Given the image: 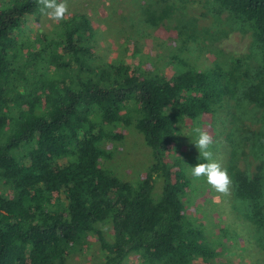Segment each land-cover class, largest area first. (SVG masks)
Listing matches in <instances>:
<instances>
[{
  "label": "trees",
  "instance_id": "1",
  "mask_svg": "<svg viewBox=\"0 0 264 264\" xmlns=\"http://www.w3.org/2000/svg\"><path fill=\"white\" fill-rule=\"evenodd\" d=\"M203 9L219 22L226 13L250 35L253 68L237 57L205 69L179 63L184 69L168 74L130 58L104 61L82 14L56 22L50 35L32 33L28 17L39 23L42 15L36 0H0V264H67L91 235L99 264H121L131 253L140 264H214L219 251L184 222L189 179L165 156L184 118L227 109L234 125L250 106L264 125V0H206ZM180 26L195 39L194 21ZM129 124L154 158L137 189L101 162L110 156L104 142L123 137L114 128ZM229 153L232 191L264 264V156L250 172L236 167L234 146Z\"/></svg>",
  "mask_w": 264,
  "mask_h": 264
},
{
  "label": "rangeland",
  "instance_id": "2",
  "mask_svg": "<svg viewBox=\"0 0 264 264\" xmlns=\"http://www.w3.org/2000/svg\"><path fill=\"white\" fill-rule=\"evenodd\" d=\"M205 1L67 0V3L69 14L80 13L94 26L91 35L104 61H118L125 57L153 64L160 72L167 73V70L184 69L179 63L205 69L216 62L231 65V58L237 57L243 60V67L253 68L257 59L251 49L250 35L233 28L225 20L226 13L220 15V22L214 21L209 11L203 9ZM164 5L170 10L168 17L160 21ZM27 20V28L32 33L38 30L48 35L53 32L56 23L44 15H41L39 23H35L33 17ZM190 21L195 23V39L188 37L191 33L189 27L183 32L178 27ZM134 48L136 52L130 56ZM246 109L234 125L226 120L227 109H218L210 116L179 120L175 147L165 156V161L173 170L189 179V186L182 196L184 222L199 231L219 251L214 264H262L263 261L252 242L254 226L247 219L245 206L238 205L232 184L229 194L223 195L216 192L206 178L194 180L191 177V167L205 161L199 156L194 146L195 138L190 132L197 123L210 132L215 141L213 159L227 171L232 161L229 149L234 146L236 167L253 172L264 156V125L259 120L260 111L251 110L250 106ZM117 127L114 131L121 132L123 137L104 142L103 146L110 156L101 162L114 175L137 189L154 160L152 149L133 124ZM230 131H233L232 134ZM258 139L263 145L254 151ZM161 187V178L155 176L152 199L158 200ZM91 237V245L82 253L77 251L78 254L69 257L67 264H99L96 239ZM135 255L129 254L121 264H140Z\"/></svg>",
  "mask_w": 264,
  "mask_h": 264
},
{
  "label": "clouds",
  "instance_id": "3",
  "mask_svg": "<svg viewBox=\"0 0 264 264\" xmlns=\"http://www.w3.org/2000/svg\"><path fill=\"white\" fill-rule=\"evenodd\" d=\"M36 3L39 5V12L54 22L63 21L69 15L67 0H36ZM190 134L195 138L194 146L199 156L205 161L191 167V177L194 180L204 177L216 192L228 195L232 180L227 169L213 159L212 147L215 143L213 136L198 123L191 128Z\"/></svg>",
  "mask_w": 264,
  "mask_h": 264
}]
</instances>
